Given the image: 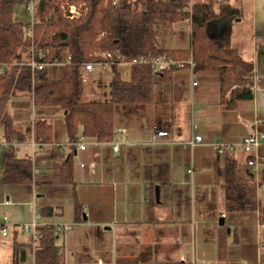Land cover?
<instances>
[{
    "label": "crops",
    "instance_id": "0c3cea01",
    "mask_svg": "<svg viewBox=\"0 0 264 264\" xmlns=\"http://www.w3.org/2000/svg\"><path fill=\"white\" fill-rule=\"evenodd\" d=\"M230 3L241 17L235 22L224 19L219 26L229 27L231 45L254 65V99L225 109L219 70L214 67L173 71L168 81L157 76L150 102L115 107L111 142L86 138L80 127L78 142L86 149L74 153L71 184H56L54 178L56 162L71 153L63 112L34 107L31 93L11 100L9 114L23 135V142L13 145V153L32 162L33 182L4 185L0 156V206L11 214L0 224V264H14L16 243L27 247L17 264H36L32 233L22 230L36 220L37 230H55L63 253L61 264H264L259 210L227 212L224 192L226 158L231 157L242 182L256 184L258 202L264 207V184H259L264 167L248 166L240 148L234 154L218 155L210 146L237 145L253 132L264 133V124H256L264 120V0ZM50 70L59 74L58 67ZM117 70L122 79H130V66ZM87 75L95 83L87 93L89 101L109 102L110 69L96 68ZM29 101L30 109L24 107ZM38 119L52 126L51 143L35 141ZM159 131L170 137L158 139ZM196 136L204 143L191 146ZM1 140H6L2 127ZM259 153L264 158V147ZM64 225L71 227L69 232H58ZM2 226L8 229L6 236ZM221 230L227 234L224 261L218 252Z\"/></svg>",
    "mask_w": 264,
    "mask_h": 264
},
{
    "label": "trees",
    "instance_id": "16d2710c",
    "mask_svg": "<svg viewBox=\"0 0 264 264\" xmlns=\"http://www.w3.org/2000/svg\"><path fill=\"white\" fill-rule=\"evenodd\" d=\"M20 2L6 0L0 4V65L6 68L0 75V127L4 129L7 142H23V135L9 114L11 100L20 93H31L33 106L42 111L63 112L71 153L54 166L56 184L73 183V156L80 127L86 138L99 143L111 142L115 130V107L147 103L152 99L153 84L158 75L148 65L130 66L131 77L126 81L115 63L109 67L113 75L109 83L110 101L86 100L83 84L85 66L103 62L101 55L104 53L124 56L127 61L158 56L185 60L192 54L200 70L211 67L219 70L221 104L225 109H232L237 102L254 99V65L242 57L238 46L231 45L229 27L220 29L219 26L224 19L230 18L235 22L241 17V12L230 0L222 2L218 9L215 8L216 0H120L117 6L112 0H36L32 24L14 19L13 7ZM63 2L85 6L86 9L79 19L70 20L62 10ZM184 20L190 21L187 49L155 44L157 21L172 26ZM30 29L33 31L32 39L27 37ZM32 45L36 51L46 54L45 62L59 64V74L52 73L50 69L54 67L33 72L26 65L29 62L28 49ZM68 57L72 58L71 64H65ZM173 74L171 71L158 77L168 81ZM31 102L24 107L30 109ZM52 133V126L45 122L35 125L37 143H51ZM32 182V162L17 159L13 145H10L3 151L2 183L28 186ZM259 184H264V171ZM224 192L227 212L259 210L260 219L264 222V207L258 202L256 184L242 182L237 164L231 157L226 158ZM221 231L218 252L220 260L224 261L227 234ZM37 234L35 263L61 264L63 253L56 243L55 230L41 227ZM26 249V246L14 245V264L23 261Z\"/></svg>",
    "mask_w": 264,
    "mask_h": 264
},
{
    "label": "built area",
    "instance_id": "2783aa9c",
    "mask_svg": "<svg viewBox=\"0 0 264 264\" xmlns=\"http://www.w3.org/2000/svg\"><path fill=\"white\" fill-rule=\"evenodd\" d=\"M6 0H0V4ZM136 0H131V2H135ZM225 0H216V4L220 5L222 2ZM29 4L26 5V8L28 11L32 13L34 16L35 12V3L36 0H29ZM113 5L117 6L120 3V0H112ZM85 6H74L70 5L66 2H63L62 4V10L65 14V17L70 19V20H75L79 19L83 12L85 11ZM27 37L29 39L33 38V31L30 29L27 32ZM27 56L29 58V62L26 63L27 66L31 68V70L34 72L36 70H45L50 67H58L59 64L57 63H47L44 61L46 58V54L42 51H36L34 49V46L32 45L28 49ZM103 62L99 63H90L85 66V71L83 75V84H87V74L92 73L96 68H109L111 65H114L115 63L117 64V67L119 66H133V65H139V64H144L148 65L151 69L152 72L155 75H161L167 72L171 71H182V70H190L193 72L196 69V63L194 62V59L192 57V54L189 55L185 60H178L174 59L172 57H166V56H158L154 58H146V59H134L132 61H127L126 57L121 56V55H116V54H111V53H104L101 55ZM72 58L68 57L66 60L65 64H71ZM6 70L5 66L0 65V75L4 73ZM194 86H197L196 83H194ZM256 124H264V120H258ZM125 132V131H121ZM170 135L169 133L165 131H159L157 132V138L158 139H167L169 138ZM204 143V139L201 136H196L189 144L191 146H196ZM16 142L13 144L7 142L6 140H1L0 141V152H3L4 150L8 149L10 145H14ZM211 148L213 151L218 154V155H225V154H234L239 148L243 151V153L247 156V165L250 166L251 168L258 169L260 166L264 167V158L261 157L259 151L262 147H264V133L262 132H253L251 135L243 139V141L237 145L235 144H226L223 142H217V143H212ZM76 149L80 151H84L86 149V146L81 143L77 142L76 143ZM114 151H118V146L114 147ZM7 221V219H4ZM259 230L264 232V222L259 220L258 224ZM2 234L3 236H6L8 234V229L6 226H2ZM37 220L33 222V224H25L22 226V230L25 232H31L32 233V243H33V250H34V255H35V248L37 246L38 242V234H37ZM69 225H64L62 228L58 229V232H63L67 233L70 230ZM260 249H264V241L260 240ZM99 264H104L102 261H99Z\"/></svg>",
    "mask_w": 264,
    "mask_h": 264
},
{
    "label": "rangeland",
    "instance_id": "374dc122",
    "mask_svg": "<svg viewBox=\"0 0 264 264\" xmlns=\"http://www.w3.org/2000/svg\"><path fill=\"white\" fill-rule=\"evenodd\" d=\"M29 3H30L29 0H21L19 4H16L13 7L14 18L23 24L33 23V15L26 8V5H28ZM215 8L217 9L219 8V5H217L216 3H215ZM165 25H169V24L164 23L163 21H157L155 23V29H154L155 44L158 47L178 46L181 48H184V47L186 48V44L187 45L189 44L188 33L190 30V21L185 20L183 21V24L179 23V24L172 25V26H165ZM247 26L248 24L245 23L244 34H243L245 38L248 37V27ZM237 31L238 29L234 30V35H236ZM86 76H87V84H84L85 94H86L85 98L86 100H90L87 96L88 95L87 93L90 92V88H91L90 86L95 85V83H94V79L91 80L88 75ZM38 122H43V120L38 119L36 124ZM0 156L1 157L3 156L2 152H0ZM10 210H12V212L16 211V209L14 208H11ZM5 216H7L8 219L11 218L10 217L11 214L10 212H8V209L0 206V224L4 223L3 221H4Z\"/></svg>",
    "mask_w": 264,
    "mask_h": 264
},
{
    "label": "water",
    "instance_id": "95a60500",
    "mask_svg": "<svg viewBox=\"0 0 264 264\" xmlns=\"http://www.w3.org/2000/svg\"><path fill=\"white\" fill-rule=\"evenodd\" d=\"M220 224H221V225L223 224V219H221Z\"/></svg>",
    "mask_w": 264,
    "mask_h": 264
}]
</instances>
